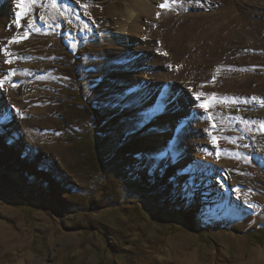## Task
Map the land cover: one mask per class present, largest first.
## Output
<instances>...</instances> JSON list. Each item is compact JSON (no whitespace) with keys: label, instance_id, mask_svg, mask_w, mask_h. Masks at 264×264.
Here are the masks:
<instances>
[{"label":"rangeland","instance_id":"1","mask_svg":"<svg viewBox=\"0 0 264 264\" xmlns=\"http://www.w3.org/2000/svg\"><path fill=\"white\" fill-rule=\"evenodd\" d=\"M1 1L6 7L0 14L6 21L0 19V32L9 36H0V264L29 256L33 260L26 264H179L171 255L178 249L193 253L199 264H223L224 259L250 264L254 250L264 254V47L253 45L247 36L246 43L238 45L231 38L234 45L223 49V55L210 58L208 52L205 59L206 39L223 32L217 17L204 27L206 36H193L198 39L197 60L213 71L193 81L198 84L201 79L198 93H187L188 81L181 86L163 81L161 92L167 96L178 88L183 100L181 109L178 99H172V106L181 109L180 124L176 127L173 120L170 125L174 142H181L177 137L185 129L188 136L200 131L204 152H196L195 159L184 140L186 164H171L166 155L163 165L165 155L153 156L145 146L154 138L153 117L145 128L126 135L136 120L116 107V95L121 97L115 91L108 100L100 99L119 88L118 80L98 90L103 80L91 78L97 71L89 66L101 62L100 54L92 55L107 49L106 40L116 42L122 36L105 29L104 21L112 1L120 10L123 0H57L58 6L49 0H23L27 9L23 15H18L21 0ZM251 1L222 0L206 10H228L237 20L232 28L243 26L253 36L257 22L263 24L259 32L264 30V7ZM157 6L152 2L146 9ZM93 7L96 12L89 11ZM147 16L139 19L140 28L154 22ZM160 27L164 29V24ZM133 37L127 42L134 43L129 47L138 57L147 54L141 46L148 39L161 56L171 51L170 41L166 44L160 36L146 32ZM216 41L213 38L209 46ZM113 48L108 50L115 52ZM129 57L123 61L126 67ZM156 61L160 71L146 64L137 73L145 85L154 81L146 74L169 76L166 67L173 64ZM183 92L189 96L183 97ZM189 101L194 106L187 114ZM40 105L43 115L37 112ZM115 109L122 124L116 119L114 126ZM37 136L48 144H38ZM124 137L129 138L127 143ZM54 142L60 146L53 147ZM182 175L205 192L203 203L195 191L188 199L191 204H183L177 179ZM216 200L228 205V214L213 221ZM209 207L213 215L199 210ZM248 218L252 225L246 227Z\"/></svg>","mask_w":264,"mask_h":264},{"label":"bare ground","instance_id":"2","mask_svg":"<svg viewBox=\"0 0 264 264\" xmlns=\"http://www.w3.org/2000/svg\"><path fill=\"white\" fill-rule=\"evenodd\" d=\"M125 1H127L128 4H126ZM221 1L222 0H160V1H158V0H123L121 3V5H123V8H120V10L116 9V1H112V3H113V4L111 3L112 4V11L110 9L106 10V13H105L106 18L104 21L105 26L104 25L103 26L105 29L106 28L107 29H115L118 32H121L122 36H121V38H119V37L116 38V42L106 40L105 46L107 47V49L105 50L103 47L104 50H101V48L99 47L101 50L100 51L101 53L100 52L95 53V54L92 53L93 54V55L91 54L92 57H97V54H100L99 57L101 58V62H98V63L94 64L93 66H89V67L94 68L97 71V73L95 75L91 74V78L94 77V80H92V81H95L97 78H100L103 80L101 86L97 87L98 90L106 88V87L109 88L108 87V86H110L109 83L111 81L113 82L116 79L118 80L119 88L112 89L110 92L103 94L100 99L103 101H106L112 96V93L116 91V94H118L121 97V99H119L116 95V107H119V110H121V111L123 110L122 112L127 113L129 116L128 119L132 118L133 120L138 121V120L142 119V117L139 114L141 112H144L147 109L153 107L155 102L157 101V99H159V96L161 94V90L163 89V88H161L163 81H169V82L172 81L174 86H181V84H183V82L188 81V82H186L187 87L185 86L189 90V92H187V93L189 95L193 94V93H198L197 87H198L199 83L201 82L200 78L203 75H206L207 71L211 70V72H212L213 69H212V67L209 68V66L207 64H205V62L202 63V61H201V63H200L197 60L198 57L195 54L196 50L194 51V49H195L194 48V45H195L194 42L196 41V43H197L198 39L195 40V38L193 36H202V35L206 36V33L204 32L206 30L204 29V27L206 25L211 24V22L213 23L215 21L214 18L216 19V17H217V19L218 18L220 20L222 19L221 25H222L223 32L221 33L220 36H210L211 38L208 37L206 39L205 46L202 48L204 50L205 55H203V57H205V59L207 58L206 56L208 54H210V56H209L210 58L214 57L216 55H223L224 54L223 49H225L229 45H234V43L232 41L234 39H235V44H237V45L239 44V42L244 43V41H245V43H246L245 36H247L246 37L247 40H252L254 42V43H252L253 45H256L258 48L262 49L264 47V30H263V32H259V31H260V28L262 27L263 24H260V22H257L258 25L255 26V29L252 32L253 36H249V35H251L250 32H248L247 28H245L243 26H241L239 30H234L232 28L233 24L236 23L237 20L234 17L232 19H231V17H229L228 10L227 11L223 10L220 12H210L209 10H206L207 6H215V5L219 4ZM253 1L254 0H252L251 2H253ZM108 2H110V0H108ZM152 2H154L158 6L152 10L146 9V7L150 6L152 4ZM119 3H120V1H119ZM256 3L259 4V6L262 4L264 7V0H256ZM160 4H167L168 6L166 8L162 9L159 7ZM5 7H6L5 3L3 4V1L0 0V11H5ZM171 7H174V8H172V12L170 10H168ZM96 8L93 7L91 9H89V11L96 12ZM174 9H178L179 11L175 12ZM195 11H197V12H195ZM133 13H134V15H132ZM145 13H148L149 17L148 16L147 17L149 19L150 18L153 19L154 22L153 23L148 22L146 28H140L138 25L139 19L141 20L143 14H145ZM3 15H5V13ZM101 15H104V14H101ZM260 16H261V13H260ZM0 19L6 21V18L2 17L1 14H0ZM101 19L103 20V18H101ZM106 21H108V22H106ZM162 23L164 24V29H161V27H160V25ZM218 24L213 25L212 30H215L216 27L218 28ZM207 28H208V26H207ZM226 29H228V30L226 31ZM230 29L233 31H229ZM202 30H203V33H202ZM171 31H174L173 36H171L172 33L170 34ZM236 31H237V33H236ZM112 32H116V31H112ZM146 32L148 33L149 36H160L158 39L164 40L166 42V44H167V41H170V43L167 44L169 46L171 45L169 47V49H171V51L169 52V55L167 54L166 57H164V56H161L159 54V52L156 53V51H157L156 49L155 50L151 49L152 48L151 47L152 42L149 39L146 40L143 43V45L141 46V48L143 50L147 51L146 52L147 54L138 57V53L135 54V53L131 52L135 49L130 50L129 46L134 44V43H130L129 41L127 42V39L128 40H131L132 38L134 39L133 35L143 34V33L145 34ZM235 33H236L235 36H231V34L234 35ZM0 36H9V34L4 33V32L3 33L0 32ZM236 36H238V38H236ZM143 37L145 38V36H141V38H143ZM213 38H216L217 41L214 44V46L210 47L209 41H211ZM231 38H232V40H231ZM237 39L240 41H238ZM99 42L102 43V42H104V40L102 39ZM29 45H30L31 49L35 48L34 44H29ZM112 45L114 47L113 49H116L115 52H110L108 50V48L111 47ZM131 47H133V46H131ZM143 50H141V51H143ZM218 50H219V53H217ZM129 54H130L129 62L127 63V67H126V64H124L123 61L126 60L125 57L128 56ZM200 55H201V53H200ZM104 57L106 58V60L104 59ZM137 58H138V60H137ZM247 59L248 58H246L245 60H247ZM251 59H252V57H251ZM258 59L259 58L257 57V60ZM156 60H158V62L164 61V62H166V64L167 63L173 64L171 67L169 65H168V67H166L164 65L166 67V71L169 73V76L156 75L154 72L153 73L148 72L149 74L145 73L150 78L149 79L150 81L154 80L152 83L145 85L142 82V80H140V76L137 73L143 72V70H145V69H141V67L145 66L146 64L151 67L152 71H154V70L160 71L159 69H161L160 67H162V66H161V64L157 65ZM112 64L116 65V68L112 67ZM243 64L244 63L242 62L238 65L241 67ZM83 65H84V70H85L87 65H85V62L83 63ZM250 66H252V65H250ZM169 67L170 68L173 67V68L170 69ZM115 69H116L115 74H112V72L115 71ZM162 70H164V69H162ZM158 71H156V72H158ZM83 72L84 71L81 72V76H83ZM126 72H129V74H127ZM56 74H57V72H56ZM198 76L200 78H199V82L197 84L196 82H193V81H198ZM176 81H178L180 83H178ZM189 81H190V83H192V85L188 84ZM89 84H91V83H89ZM245 85H246V83L244 84V86ZM262 85H264V82H262ZM129 88L136 90L135 95L128 93ZM170 93H172V95ZM187 93L183 92L182 96L187 98V96H189ZM179 96H180V92L178 91V88L177 89L175 88L173 90H169V92L167 94V97H170L171 99H175V101L178 99L176 102V105H178L182 109L183 107H181V106H183L184 104L183 103L181 104V102L183 100H180ZM136 100H139V103H135L134 101H136ZM176 105L175 106L171 105L169 107H166V109H165V111L167 110L166 112H162V113L158 112V113H156V115L153 116V124L152 125L154 127H156V130H155L154 135H153L154 138L148 139L147 143H145V146L147 147V151H150V153L153 156L155 155L156 157L159 156V158H163V156H161V154L166 153L167 160H170L171 164H177V165L181 166L182 164L183 165L186 164V159H185V156L183 155L184 149L181 146L182 141H184V140L189 141V145H187L186 147H188V151L190 153H192L193 156H195L194 157L195 159H196V152H201L202 149L204 150V147H203V145L200 144V141L198 140V139H200L199 138L200 137L199 136L200 131L198 133H192L188 136V130L185 129L177 137L178 141L181 139V142H179V143L174 142L176 137L174 135L169 134L171 132V129H170L171 128V126H170L171 121H173V120L176 121L177 123H175L174 121L172 122V124L176 126V125L180 124V122H178V119L181 117V112H180L181 109L179 110V107ZM193 106H194V103L189 101L187 114H189L190 109H192ZM121 108H123V109H121ZM173 108H175V109H173ZM119 110H117V112H116V109H115V111L114 110L111 111V114L115 115V117H114L115 122L113 123L114 126L116 125V119H118V124H122L121 123L122 119L119 118L120 114H117ZM171 110H172V112L169 113ZM37 112H39L40 115L41 114L43 115L44 106L40 105L39 109H37ZM165 114H167L166 117H164ZM178 115L180 117H177ZM116 116H117V118H116ZM182 117L184 118L185 116H182ZM168 118H170L169 121L167 120ZM248 120H249V118H248ZM44 121H46V120H43L42 122H44ZM127 137L126 138L124 137V141L126 143L129 141V138H127ZM37 138L39 140V141L37 140L38 144H41V143H43V144L46 143L45 145L48 144L46 141L42 140L41 137L37 136ZM44 138L48 139V142H51V141H49L48 136H44ZM150 138H152V137H150ZM54 143L55 144L53 145V147L58 148V146H60L59 142H54ZM164 144H165V151L163 150ZM137 150H138V152H140L142 150L141 145L138 146ZM166 155L163 159V165L167 163ZM157 162H158V166L161 165V162L158 159H157ZM178 171L180 174H183L181 168H179ZM178 176H177L178 182L181 183V190H180L181 193L179 195H181V197H182L181 201L184 202L183 204H185V205L188 203L191 204L190 200H188V199H189L191 194L192 195L197 194V193H195V191L198 192L197 195H199V197L201 198L200 203H203L204 202L203 198L205 196V192L203 190H200V188H198L195 183L190 182L189 179L186 178L185 176L184 177H183V175L181 177H178ZM165 185H167V184H165ZM217 200H216V202H217ZM217 204H218V206H216V208H215L216 216L214 217L213 221H216V220L224 218V217L226 218L225 214H228V212L226 210L228 205L226 206L224 202H219V203L217 202ZM199 210L202 211L203 214L210 215L212 213V215H213V212L211 211L212 209H210V207H209V209H204V210L199 208ZM248 219H246V221H247L246 227H249L250 225H252V224H250V222H251L250 218H248ZM195 223L198 226V220ZM60 246L64 247V245H60ZM253 252H254L253 256H255V257L250 264H264V254L262 253V251L261 250H254ZM171 255L173 256V261L177 260L179 264H199L193 253L185 254V253H182V251H180L178 249L175 253H174V251L171 252ZM161 258L162 257H160V259ZM25 259L26 260H23L22 262L19 261L15 264H26V263L32 262V260H33V258L30 256L26 257ZM222 263L223 264H230V263H227V260H225V259L222 261ZM233 264H236V262H233Z\"/></svg>","mask_w":264,"mask_h":264},{"label":"snow or ice","instance_id":"3","mask_svg":"<svg viewBox=\"0 0 264 264\" xmlns=\"http://www.w3.org/2000/svg\"><path fill=\"white\" fill-rule=\"evenodd\" d=\"M32 2L34 3V0H32ZM49 2L53 5V6H58L57 4V0H49ZM19 7H21L22 11L21 13H18V15H23L26 13L27 9H24L23 7V0H21V3L18 5ZM168 5L167 4H160L159 7L160 8H166ZM29 27H32V25H29ZM163 55H167V53H163ZM128 93L129 94H133L135 95L136 90L129 88L128 89ZM197 99H200V96L197 95ZM135 103H139V100L134 101ZM175 101L172 100L170 97H167L165 93L161 92L159 99H157V101L155 102L154 106L147 109L144 112H141L139 115L142 117V119L136 121L133 123L132 127L127 131L126 135H132L134 134L136 131L141 130L143 128H145V126L148 124V122L151 120V118L158 112H162L166 109L167 106H171L172 104H174ZM201 108L204 109H208V105L207 104H201L200 105ZM209 119L211 120V117H209ZM213 127H215V125H213ZM261 131H264V126H262ZM214 142H215V138H214ZM166 155V153H162L161 156ZM219 155V154H217ZM155 167V165L153 166Z\"/></svg>","mask_w":264,"mask_h":264},{"label":"clouds","instance_id":"4","mask_svg":"<svg viewBox=\"0 0 264 264\" xmlns=\"http://www.w3.org/2000/svg\"><path fill=\"white\" fill-rule=\"evenodd\" d=\"M132 15H134V13Z\"/></svg>","mask_w":264,"mask_h":264}]
</instances>
